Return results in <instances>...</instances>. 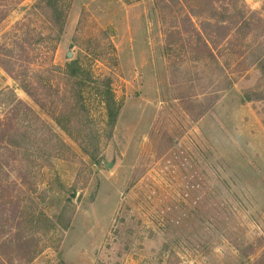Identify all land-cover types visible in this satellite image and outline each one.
<instances>
[{"label": "rangeland", "instance_id": "obj_1", "mask_svg": "<svg viewBox=\"0 0 264 264\" xmlns=\"http://www.w3.org/2000/svg\"><path fill=\"white\" fill-rule=\"evenodd\" d=\"M235 1L0 0V264H264V0Z\"/></svg>", "mask_w": 264, "mask_h": 264}, {"label": "trees", "instance_id": "obj_2", "mask_svg": "<svg viewBox=\"0 0 264 264\" xmlns=\"http://www.w3.org/2000/svg\"><path fill=\"white\" fill-rule=\"evenodd\" d=\"M236 1L235 0H233V9H234V11L231 13V15H228V14H225V13H221V14H219L218 15V18L221 20L220 22H227V21H231V18H234L235 16H237V15H240V19L239 20H241V14H239V10H237L236 9ZM54 4H56L55 2H54ZM52 13H53V15H56L57 16V18H60V21H61V16H62V13H61V11L57 8V7H55V8H53L52 9ZM241 22V23H240ZM244 22L243 21H234V24L235 25H239V24H243ZM8 54H11V52H9ZM66 68H67V70L69 71V72H67V76L68 77H70V78H73V77H76V74L74 73V70H80V67H79V61H77V60H72V61H69L67 64H66ZM72 69H74L73 71H72ZM6 70V72L7 73H9V74H11V76H12V79H13V81L15 82V83H17L19 86H20V88H24L23 90L25 91V90H28V83H27V78H28V76L25 74V73H23V72H20V73H13V67L12 66H10L9 68H7V69H5ZM71 70V71H70ZM27 92V91H26ZM29 94V93H28ZM251 94V95H250ZM30 96H33V95H30ZM257 96H260V95H258V94H256V93H244L243 94V100H242V102H253V101H255V100H258V97ZM37 101H35V102H37L36 104L38 105V107L40 108V109H42V110H44V104L42 103V102H40L38 99H36ZM13 102H15V104H17V105H21V102H18V101H16L15 99H14V101ZM24 109H26L27 110V108H25L24 107ZM16 113H15V115H17V112L19 113V111L17 110V111H15ZM20 113H21V109H20ZM54 119V121L59 125V127H60V123H59V121H58V119H56V117H53ZM6 124H8V122L6 123ZM61 128H63V127H61ZM6 151L7 152H9V151H11V150H9V149H6ZM13 157H11V156H8V157H6L5 158V160L7 161V162H9V160H15V159H12ZM4 159V158H3ZM3 159H2V157L0 156V169H1V167L3 166H5V167H7L8 166V164L9 163H7L6 161H5V163L3 162ZM1 162H3V163H1Z\"/></svg>", "mask_w": 264, "mask_h": 264}]
</instances>
